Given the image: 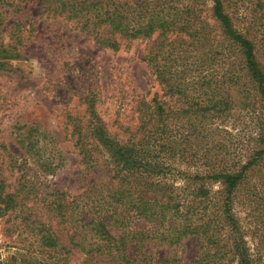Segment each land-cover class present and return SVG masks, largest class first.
<instances>
[{
  "label": "rangeland",
  "instance_id": "1",
  "mask_svg": "<svg viewBox=\"0 0 264 264\" xmlns=\"http://www.w3.org/2000/svg\"><path fill=\"white\" fill-rule=\"evenodd\" d=\"M42 2L0 0V180L4 195L13 197L12 207L0 215V264H96L83 252L89 247L81 244V220L91 206L113 202L118 182L94 136L88 133L76 143V127L82 132L90 127L89 100L109 132L120 139L126 138V128L137 124L140 99L150 101L157 94L166 108L179 110L180 116L169 123L167 144L154 152L181 171L168 178L186 194L197 184L185 175L205 170L203 155L212 145L227 151L229 167L245 160L257 146L264 112L260 107L234 108L229 117L198 134L200 125L191 126L182 115L187 105L155 80L142 59L150 40H121L117 50L103 47L91 31L61 16L50 17ZM226 10L236 28L258 43L264 71V0H226ZM205 184L211 198H222L219 183ZM248 188L238 192L239 210ZM141 221L132 218L135 225ZM109 228L118 233L113 221ZM49 236L57 239L56 248L48 244ZM249 239L255 248L256 235ZM147 249L172 260L166 264H191L201 252L197 236L185 238L178 247L153 241Z\"/></svg>",
  "mask_w": 264,
  "mask_h": 264
},
{
  "label": "trees",
  "instance_id": "2",
  "mask_svg": "<svg viewBox=\"0 0 264 264\" xmlns=\"http://www.w3.org/2000/svg\"><path fill=\"white\" fill-rule=\"evenodd\" d=\"M209 1L43 0L42 7L50 17L61 16L91 31L103 47L117 50L121 40H150L142 59L155 80L187 105L182 108L183 117L191 126L200 125L197 132L203 135L204 128L229 117L234 108L255 111L260 107L264 112L258 43L236 28L226 0ZM87 110L90 127L85 132L76 127V143L80 145L88 133L94 136L109 156L118 189L112 203L105 201L98 207L92 202L94 206L81 220V244L89 247L83 250L86 260L166 264L172 260L157 258L148 244L155 241L178 247L185 238L197 236L201 252L191 264H264V122L258 125L257 146L237 166L226 165L225 149L209 147L203 155L205 170L185 175L197 184L186 194L168 178L181 171L155 155L167 144L163 143L169 123L180 116L179 110L166 108L157 94L150 101L140 99L137 124L126 128L125 139L109 132L94 100H89ZM31 143L29 139L30 151ZM207 181L221 185L222 198L210 197ZM246 185L249 196L239 210L238 192ZM12 202L10 194L4 195L0 180V215ZM240 212L245 213L243 218ZM133 217L140 218L141 224H133ZM110 221L117 234H112ZM254 234L255 248L249 239ZM47 240L50 246H58L57 239L49 236Z\"/></svg>",
  "mask_w": 264,
  "mask_h": 264
}]
</instances>
